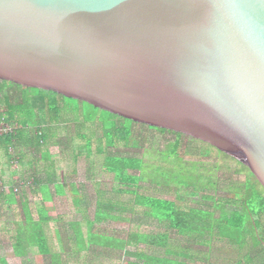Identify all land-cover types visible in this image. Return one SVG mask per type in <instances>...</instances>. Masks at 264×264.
<instances>
[{"label": "water", "instance_id": "obj_1", "mask_svg": "<svg viewBox=\"0 0 264 264\" xmlns=\"http://www.w3.org/2000/svg\"><path fill=\"white\" fill-rule=\"evenodd\" d=\"M0 78L211 143L264 186V0H0Z\"/></svg>", "mask_w": 264, "mask_h": 264}, {"label": "trees", "instance_id": "obj_2", "mask_svg": "<svg viewBox=\"0 0 264 264\" xmlns=\"http://www.w3.org/2000/svg\"><path fill=\"white\" fill-rule=\"evenodd\" d=\"M3 86L6 84L0 82V88ZM59 95L64 96L52 90L35 88L31 92L24 89L21 102L12 103L10 94L2 100L7 109L0 111V124L14 122L22 126L0 136V180L11 186L9 191L2 194L15 217L12 228L6 225L5 228L10 233L8 240L16 260L22 264H40L41 259L45 264H85L81 260L85 257L83 253L101 247L124 251L126 258L121 264H203L202 259H197L192 253V250L198 251L200 248L193 245L202 247L214 239H228L242 248L248 243V237H252L256 245H259L261 241L253 235L259 222L251 219V215L260 216L264 213V193L257 180H247L243 189L237 191V195L245 193L243 210H228L215 202L214 206L220 209V214L209 208L188 205L184 198L171 199L148 194L141 190L145 187L141 183L147 179L155 185L154 189L164 192L188 187L192 180L197 187L207 188L209 183H213L209 177L211 171H205L203 160H186L178 152V138L168 145L166 151L157 149V152L169 155L164 159L173 157L170 161L173 166L167 172L161 171L162 166L149 164L144 158L112 154L111 148L137 145L133 143L132 137L134 121L85 101L93 110L85 111L80 103L76 107L65 102L60 105ZM71 109L75 112L82 110L84 121L90 124H84V130L77 128L68 136L67 149L61 153H52L50 146L61 144L59 130L67 128L61 125L68 120L64 113ZM119 117L123 120H119ZM28 127H33V130H28ZM151 128L182 134L156 126ZM26 146L32 148V151L25 152ZM11 147L21 148L17 165L13 164ZM207 153L200 152L202 155ZM82 156L93 161L103 157L102 171L112 174L116 181L113 186L115 198L100 195L93 212H89L86 185H78L73 179L78 174ZM150 169H153L152 173ZM197 169L200 171L197 176L189 174ZM29 180L31 183L27 186ZM19 182L25 184L16 193L13 186ZM100 185L99 181L94 184L98 193L101 192ZM39 193L41 200L36 198ZM31 194L33 200H30ZM57 196L66 197L74 209V219L70 223L72 234L67 239L71 250L69 252L57 229L62 216L47 205ZM115 206L129 209L134 214L150 216L158 224L145 230L136 222L127 236L112 234L109 225L121 219L116 214ZM52 224H55L54 236L57 240L51 233ZM262 242L264 244V236ZM149 246L164 252L149 253L146 250ZM261 253L264 254V245ZM243 259L251 263L253 256L247 252ZM0 264H9L6 257H0Z\"/></svg>", "mask_w": 264, "mask_h": 264}, {"label": "rangeland", "instance_id": "obj_3", "mask_svg": "<svg viewBox=\"0 0 264 264\" xmlns=\"http://www.w3.org/2000/svg\"><path fill=\"white\" fill-rule=\"evenodd\" d=\"M0 82L6 84V86L0 88V111H5L7 108L3 103L5 95L10 94V100L12 103L21 102L23 100V90L28 89L33 91L36 87L21 84L16 81L6 80L0 78ZM58 96V101L60 105H63L65 102L67 105H72L73 107L79 104L85 111L93 110L91 106L86 104L83 101H74L65 96ZM63 98V100H62ZM71 108V107H70ZM82 112V110H81ZM75 112L74 110L66 111L65 117L68 119L62 122L61 125L64 127L59 130L61 135L58 137L61 140V144L58 146L56 144L50 146V151L52 153H61L63 149H67V138L73 132L79 130H84V124H90L89 122L84 121V114ZM77 116V117H76ZM123 120L122 118H118ZM85 122V123H84ZM6 123V122H4ZM96 123V122H95ZM22 127L16 123H10V127ZM87 128V126H86ZM28 130L32 131L33 127H28ZM169 130V129H168ZM133 143H137L136 146L130 145L129 147H117L111 148L110 152L112 154H118L122 156H136L144 158L148 161L149 164H156L162 166L161 171H169V168L173 166L170 162L173 157H170L168 160L164 159L165 156H169L164 153L157 152V149L160 151H166L170 143H174L179 139V149L181 155L186 160L200 161L202 162L206 170H210L209 177L212 178L213 183H209L207 188L197 187L196 184L191 181L190 186L181 187L175 191L164 192L161 190L154 189V184L150 183V180L147 179L141 184L145 187H142L141 190L152 195H159L166 198L178 199L184 198L185 202L191 206H201L215 210L216 214H220V209H217L214 206L215 202H218L220 205L224 206L226 209H239L243 210V205L245 203V193L242 192V195H237L239 189H243L244 184L247 180H257L259 182V188L264 193V186L257 178V176L252 172L247 164L240 160L237 156L222 150L218 146H215L211 143L201 141L193 136L182 133L178 135L174 132H160L151 128L150 125L142 122L134 121L133 124ZM58 139V140H59ZM20 147L10 148V153L13 156V164L17 165ZM32 148L26 146L24 148L25 152H31ZM209 152L206 155L200 154V152ZM103 157L98 158L96 161H93L90 158L82 156L78 165V174L74 176V180L78 185L85 184L86 189L88 190V201H89V212H93L97 205V199L101 195L103 197H109L114 199L115 193L113 192V186L116 181L113 179V175L105 173L102 171L101 163ZM69 163V160H68ZM16 167V166H15ZM12 169V167H11ZM155 169V168H154ZM153 169H150L149 172L152 173ZM199 169L192 171L189 174L197 176L199 174ZM18 179V177H16ZM100 182L101 192L98 193L94 184ZM2 182V180H0ZM29 184L31 180L28 181ZM28 184V185H29ZM27 185V186H28ZM29 189H32L29 187ZM7 192V191H6ZM213 196V198H210ZM41 200V193L36 197ZM219 198V199H217ZM222 198V199H221ZM33 194L30 195V200H33ZM226 199H228L226 201ZM82 204H85V201H82ZM47 205H50V208L54 210L55 213H59L62 216L61 221L58 224L57 229L60 232V238L64 242L66 251H71L68 242V235L72 234V228L70 223L74 219V209L72 203L67 200L66 197H55L52 201L48 202ZM116 214L121 217L120 220L112 222L109 225V230L113 234H119L121 236H127V233L130 231V228L133 227L134 223H140L142 228L145 230H150L155 227L158 222L152 219L150 216L145 214H134L129 209H122L120 206H115ZM3 214V213H2ZM15 217L13 214L8 212L2 220H4V225L8 228H12V222ZM252 220H258L259 224L255 226L254 236L261 242L259 245L252 240V237H248V243L239 248L237 245L232 244L228 239H214L209 244H204L201 246L193 245L196 248H200L198 251L192 250V253L195 254L197 259H202L203 264H264V254H262L263 242L262 238L264 236V213L260 216L251 215ZM55 224H52L51 233L54 236ZM55 238V236H54ZM3 245L4 254L13 255L15 253L12 249V245L8 241L7 237H4V234L0 238ZM55 240H57L55 238ZM146 250L149 253L162 254L164 250L160 248L147 247ZM250 252L253 256V261L247 263L243 257L244 254ZM7 253V254H6ZM84 258L81 259L85 264H121L122 260L126 258V254L122 250L116 249H105L101 247H95L91 251L83 253ZM40 264H45L43 259H41ZM199 262V260L197 261ZM14 264H22L17 260Z\"/></svg>", "mask_w": 264, "mask_h": 264}, {"label": "crops", "instance_id": "obj_4", "mask_svg": "<svg viewBox=\"0 0 264 264\" xmlns=\"http://www.w3.org/2000/svg\"><path fill=\"white\" fill-rule=\"evenodd\" d=\"M9 205L10 204H8V202L6 201L4 194L0 193V238L2 237L3 234H4V237H7V238L10 237L9 231H7V229L5 228L4 220H2V217L4 218V216H6L8 214V212L11 211ZM11 213H12V211H11ZM12 249H13V247H12ZM13 251H14V249H13ZM1 256L6 257L9 264H14L17 262L16 257H15V253H13V255H9V254L5 255L4 254L2 241L0 240V257Z\"/></svg>", "mask_w": 264, "mask_h": 264}, {"label": "built area", "instance_id": "obj_5", "mask_svg": "<svg viewBox=\"0 0 264 264\" xmlns=\"http://www.w3.org/2000/svg\"><path fill=\"white\" fill-rule=\"evenodd\" d=\"M16 128L17 127H10V124H7V123L2 122L0 124V136L5 135V134H8V133H11ZM24 184H25V182H19V183L15 184L13 186L14 191L17 193L19 191V189L21 188V186H23ZM28 184H29V182H28ZM10 189H11V186L10 185H5L2 182H0V193L9 191Z\"/></svg>", "mask_w": 264, "mask_h": 264}]
</instances>
